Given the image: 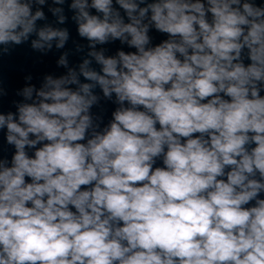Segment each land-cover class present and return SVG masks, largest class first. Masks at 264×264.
I'll return each mask as SVG.
<instances>
[{
  "label": "clouds",
  "instance_id": "clouds-1",
  "mask_svg": "<svg viewBox=\"0 0 264 264\" xmlns=\"http://www.w3.org/2000/svg\"><path fill=\"white\" fill-rule=\"evenodd\" d=\"M23 46L0 264H264V0H0Z\"/></svg>",
  "mask_w": 264,
  "mask_h": 264
}]
</instances>
